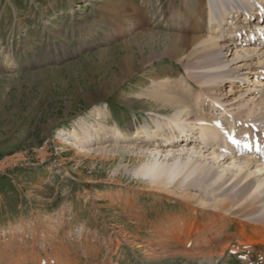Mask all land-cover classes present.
I'll list each match as a JSON object with an SVG mask.
<instances>
[{"label": "rangeland", "instance_id": "1", "mask_svg": "<svg viewBox=\"0 0 264 264\" xmlns=\"http://www.w3.org/2000/svg\"><path fill=\"white\" fill-rule=\"evenodd\" d=\"M185 1L0 0V264H50L49 258L65 264L186 261L146 259L151 251L172 248L155 242L147 248L143 239L150 232H172L167 224L183 211L176 195L154 192L138 173L153 156L163 160L168 152L138 149L129 139L163 119L145 102L147 91L190 81L188 59L163 55L167 36L194 34L184 27L182 9L198 0ZM131 58L133 73L122 77ZM243 119V114L233 119L237 137L254 132L264 141V116L246 134L242 124L254 123ZM118 133L127 140L120 141ZM191 147L181 144L173 151ZM213 159L208 156L211 165ZM230 162L223 168L233 166ZM180 180L199 194L195 200L209 196L204 186L190 188L185 174ZM234 186L232 181L224 189ZM173 187L181 192L179 185ZM143 213L149 223L137 231ZM247 217L237 219L227 236ZM130 236L139 237L137 244ZM255 250L264 252L262 246ZM231 251L217 264H250L243 258L247 252Z\"/></svg>", "mask_w": 264, "mask_h": 264}, {"label": "bare ground", "instance_id": "2", "mask_svg": "<svg viewBox=\"0 0 264 264\" xmlns=\"http://www.w3.org/2000/svg\"><path fill=\"white\" fill-rule=\"evenodd\" d=\"M192 6L191 9L183 6L185 16L182 15L184 27L194 34L167 36L170 41L163 54L173 53L176 57L181 54L182 59H188L190 81L175 87L174 84H156L147 91L145 102H150L149 106L164 120H157L149 130L135 131L129 138L138 149L154 148L159 155L168 152L163 160L153 156L138 173L149 179L154 192L168 197L176 195L174 198L183 211L167 224L172 232H150L149 239H143L147 246L160 243L159 246L172 248L164 252L151 251L146 259L159 262L173 257L186 260L181 264H217L226 250L231 249L235 254L247 252L243 258L250 264H264V252L255 250L257 246L264 248V141L254 132L237 137L239 124L233 121L243 114V123H254L253 126L242 124L244 134L251 132L256 122L263 121L264 0H202L201 3L198 0ZM248 34L251 39L245 41ZM155 57L154 54L147 57L143 64ZM134 66V59H127L122 77L133 73ZM192 82L201 87L196 88ZM217 113L225 114L226 118L219 119ZM260 133L264 135V131ZM229 136L240 141L241 146L230 144ZM118 139L126 141L127 137L118 133ZM181 144L192 147L174 152ZM248 144L253 145V153L246 150ZM209 155L214 156L212 165L208 162ZM229 161L234 162L230 164L232 168L224 169ZM183 174L191 180L190 188L204 186L209 196L200 194L207 198L195 200L199 194H191L184 180L176 182ZM232 181L235 186L224 189ZM174 183L182 188L178 189L179 194L172 189ZM184 208L190 211L184 213ZM253 213L259 214L253 217ZM195 215L197 219L191 222L189 218ZM200 216L207 217L199 220ZM244 216L251 218L233 235L229 234V238L231 227ZM146 219V214L140 216L137 231L142 230L143 223H149ZM246 229L250 235H245ZM130 238L131 244H137L139 237ZM233 240H236L235 245H232ZM195 247L201 250L193 251ZM255 254H258L257 261L252 259ZM52 259L48 260L50 264ZM52 264L65 263L53 259Z\"/></svg>", "mask_w": 264, "mask_h": 264}]
</instances>
